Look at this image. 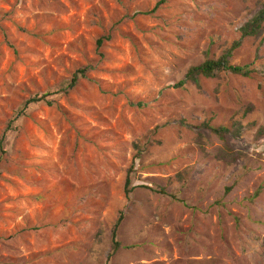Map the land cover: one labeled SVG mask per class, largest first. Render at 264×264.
Listing matches in <instances>:
<instances>
[{
    "label": "rangeland",
    "instance_id": "1",
    "mask_svg": "<svg viewBox=\"0 0 264 264\" xmlns=\"http://www.w3.org/2000/svg\"><path fill=\"white\" fill-rule=\"evenodd\" d=\"M161 1L0 0V264H264V0Z\"/></svg>",
    "mask_w": 264,
    "mask_h": 264
},
{
    "label": "trees",
    "instance_id": "2",
    "mask_svg": "<svg viewBox=\"0 0 264 264\" xmlns=\"http://www.w3.org/2000/svg\"><path fill=\"white\" fill-rule=\"evenodd\" d=\"M164 0L159 2L154 10L159 8L161 4H163ZM264 25V7L251 19L249 20L242 28H241V40L235 42L233 46L226 51L220 58L218 59H210L205 61L204 63L193 66L189 69V71L186 74V81L193 82L195 84H199V77H205V78H214L218 73L220 72H230L232 74L240 75L242 77H250L252 74V71L250 70L249 66H235L231 64V58L235 50H237L242 43V40L248 38V37H256L258 36ZM103 41L99 40V45H102ZM87 73V69H81L79 70L71 80V84L69 88H73L76 86V84L79 82L81 78H85ZM185 84V81L179 82L175 87H183ZM51 94H44V95H36L30 100H28L24 106L23 110L20 114H23L30 105L38 104L41 102H44L50 97ZM19 115V114H18ZM21 116V115H19ZM18 119V118H17ZM200 129V131H210L217 135L222 140H226L228 135H230V129L221 126L219 128L213 127L209 122H205L202 125L197 127ZM6 137H3L2 140H0L1 147L4 145V139ZM225 148H228L225 141ZM0 147V148H1ZM1 150H3L1 148ZM227 152V151H226ZM230 152L225 153L221 152L220 157L223 160L228 161L229 163L233 162L234 160L230 158ZM125 192L128 198H130L131 194L134 191V188L131 186V178L128 177ZM161 193L163 195H166L165 190L162 189ZM174 200L180 201L176 196H173ZM124 219V213L122 212L120 214V217L118 218L117 222L114 225V228L112 230V251L110 253V257H112L114 254H116L122 247V243L119 239V229Z\"/></svg>",
    "mask_w": 264,
    "mask_h": 264
}]
</instances>
